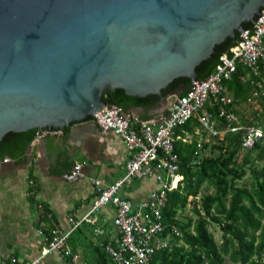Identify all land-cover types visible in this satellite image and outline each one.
I'll use <instances>...</instances> for the list:
<instances>
[{
	"label": "water",
	"instance_id": "1",
	"mask_svg": "<svg viewBox=\"0 0 264 264\" xmlns=\"http://www.w3.org/2000/svg\"><path fill=\"white\" fill-rule=\"evenodd\" d=\"M263 6L264 0H0V141L80 123L105 106L104 93L154 95L152 107L167 109L184 86L166 96L161 90L177 78L194 81L195 67Z\"/></svg>",
	"mask_w": 264,
	"mask_h": 264
},
{
	"label": "built area",
	"instance_id": "2",
	"mask_svg": "<svg viewBox=\"0 0 264 264\" xmlns=\"http://www.w3.org/2000/svg\"><path fill=\"white\" fill-rule=\"evenodd\" d=\"M239 65L246 73L239 79L251 87V95L245 103L255 105L256 100H264V6L246 27L236 33L229 54L218 57V64L212 73L202 80L189 83L185 93L170 98L166 114L157 126L149 124L132 114H124L114 105H105L93 114L92 121L102 130L118 136L126 154L123 176L110 184L103 185L98 179H89L96 193L89 211L103 206H112V224L117 238L105 242L101 248L116 264H150L156 251L166 249L170 234L163 236L162 211L167 203V192L182 186L179 160L174 151V141L184 139L174 137V130L190 120H196L200 130L208 139L221 138L226 134H240V153L256 145H264V126L243 125L233 111V99L225 92L224 82L236 72ZM221 126V130L217 129ZM36 132L34 139L46 133H56L53 128H43ZM194 159L190 165H199L202 155V142H196ZM7 157L0 164L7 163ZM84 178L82 165L74 163L62 175L66 182ZM152 178L158 188L147 197L133 204L120 197L119 190L134 179ZM86 219L84 217L82 220ZM75 222L68 231L44 235L43 248L38 257L22 264H38L49 253H58L65 264H85L66 244L67 238L79 223ZM171 234L179 236V230L171 226ZM0 264H14L1 260Z\"/></svg>",
	"mask_w": 264,
	"mask_h": 264
},
{
	"label": "crops",
	"instance_id": "3",
	"mask_svg": "<svg viewBox=\"0 0 264 264\" xmlns=\"http://www.w3.org/2000/svg\"><path fill=\"white\" fill-rule=\"evenodd\" d=\"M121 112L157 126L166 108L127 106ZM55 131L33 138L23 147L19 137L7 135L0 147V159H9L0 164L1 260H13L14 264L32 260L39 256L44 245L37 231L51 236L54 232L68 231L79 221L67 244L85 264H96V253L103 241L113 243L117 238L112 206L89 213L96 196L89 179H98L106 185L123 176L127 158L122 140L102 131L91 118ZM179 137L186 143L192 138L184 133ZM74 163L82 165L84 178L66 182L62 175ZM157 188L152 178L134 179L119 190V195L136 204ZM38 264H65V260L58 253H49Z\"/></svg>",
	"mask_w": 264,
	"mask_h": 264
},
{
	"label": "trees",
	"instance_id": "4",
	"mask_svg": "<svg viewBox=\"0 0 264 264\" xmlns=\"http://www.w3.org/2000/svg\"><path fill=\"white\" fill-rule=\"evenodd\" d=\"M235 38L236 34L234 39H225L221 47L195 67V80H202L212 73L218 64V57L223 53L229 54ZM245 73L237 65L236 72L224 82L225 92L234 101L232 107L235 114L238 112L236 107L251 94V87L239 79ZM181 85L184 89L180 94H183L189 87V80H173L161 90L160 95L166 96ZM101 100L105 105H114L120 110L127 106L146 109L152 107L158 97L135 98L124 95L120 90L115 96L104 93ZM252 108L248 116L239 117L242 124L264 126V103L255 102ZM185 130H189V121L174 130V137L181 136ZM35 134L36 130L32 129L8 136L19 137L20 147H23ZM6 137L0 141V147ZM195 146L193 137L188 143L174 141L182 186L177 185L167 192V203L162 211L163 236H171L167 248L156 251L150 264H264V165H260L264 161V145L258 144L240 153V134H226L211 143L202 142V151L208 152L201 155L199 165L192 166L190 161L194 159ZM246 169L250 175L247 186L239 184ZM203 184L211 186L213 193L202 196L199 205L192 201L190 214L179 220L177 216L183 212L187 198L199 194ZM210 225L218 226L220 243L214 241L213 234L208 230ZM171 226L178 228L179 236L170 233ZM96 264L111 263L100 253Z\"/></svg>",
	"mask_w": 264,
	"mask_h": 264
},
{
	"label": "rangeland",
	"instance_id": "5",
	"mask_svg": "<svg viewBox=\"0 0 264 264\" xmlns=\"http://www.w3.org/2000/svg\"><path fill=\"white\" fill-rule=\"evenodd\" d=\"M251 95V94H250ZM249 95V96H250ZM256 102H262L264 103L263 100H256ZM254 105L252 103H245L244 101H242L238 107H236L238 110L237 112V116L238 117H242V115L244 116H248L249 112L253 109ZM241 121V120H240ZM243 122V121H242ZM241 122V123H242ZM256 125H259V126H263L262 124H256ZM181 127V126H180ZM183 129V128H182ZM217 129L218 130H221V126H217ZM182 133L184 134H188L190 137H193L195 139V141H199V142H207L206 139L208 138L204 133L201 132L200 130V126L199 124L197 123L196 120H190L189 121V130H185V131H182ZM212 141H209L208 143H211ZM208 152V150H205V151H202V155L206 154ZM241 157V156H239ZM260 165H264V161L260 163ZM259 165H257L258 167ZM249 170L246 169V174L244 176V178L241 180V183L245 184V186L248 185L249 181H250V178H249ZM210 193H213V188L211 186H209L208 184H203L201 187H200V191H199V194H197L195 197H191L189 196L187 198V204L183 210V212L181 214H179L177 216V218L179 220H183L184 218V215H188L190 214V212L192 211V201H195L197 202V204L199 205V201H200V198L206 194H210ZM208 230L213 234V238H214V241L216 243H220L221 241V233L218 229V226L217 225H210L208 227ZM257 233V232H256ZM68 240V238H67ZM102 242V240H101ZM104 243V241H103ZM102 243V244H103ZM67 244V242H66ZM68 245V244H67ZM100 246V245H99ZM102 253L105 258L111 263V264H116L114 262H112L108 256H106L101 248V246L99 247L98 249V252L96 253V256L98 257V255ZM264 255V254H263ZM89 262H92V261H89ZM226 264H230L229 262H226Z\"/></svg>",
	"mask_w": 264,
	"mask_h": 264
}]
</instances>
